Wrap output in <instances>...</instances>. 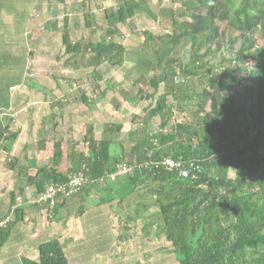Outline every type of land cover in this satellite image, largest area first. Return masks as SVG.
Segmentation results:
<instances>
[{"label":"trees","instance_id":"obj_1","mask_svg":"<svg viewBox=\"0 0 264 264\" xmlns=\"http://www.w3.org/2000/svg\"><path fill=\"white\" fill-rule=\"evenodd\" d=\"M8 1L0 0V9ZM96 1L110 4L101 22L92 16L91 0L79 6L85 38L72 42L68 24L60 35L61 50L68 55L64 66L98 74L87 79L90 97L78 92L79 113L89 115L88 108L102 101L115 104L116 110L152 97L154 103L132 115L126 133L122 123H109L98 136L87 123L79 128L80 140L71 132L66 141L55 121L61 116L59 104L50 115L57 136L53 169L44 167L36 174L37 189H44L37 196L49 184H65L79 172L94 182L81 190L109 188L108 176L126 165L133 170L120 178L127 188L154 198L180 264H264V0H173L178 6L162 14L169 18L166 27L159 23L161 1ZM141 15L159 29L138 32L141 44L133 53L138 61L128 85L107 74L120 65L126 35L135 33ZM99 81L106 89L96 93ZM140 85L149 91L139 89L134 97ZM43 136L38 149H45ZM164 159L197 170L183 179L160 164ZM63 161L67 168L59 172ZM81 190L61 198L64 206L80 204V215L89 193ZM60 208L51 210L55 214ZM9 234V225L0 229V248ZM38 251L37 262L24 264H68L57 240Z\"/></svg>","mask_w":264,"mask_h":264},{"label":"crops","instance_id":"obj_2","mask_svg":"<svg viewBox=\"0 0 264 264\" xmlns=\"http://www.w3.org/2000/svg\"><path fill=\"white\" fill-rule=\"evenodd\" d=\"M25 1L27 15L21 18L25 21L18 19L15 23H28L29 14L33 15L35 22L30 23L28 34L26 28L23 34L27 36L24 49L29 44L35 53L25 52L22 63L19 49L5 45L16 34H12L8 7L0 9V66H8L0 69V222L10 226L9 237L0 248V264L37 262L39 246L51 240L58 241L68 264H180L154 198L147 191L127 188L120 177L111 178L109 188L81 190L89 191L81 215L80 204L70 201L64 206L61 198L52 206L35 202L38 192L44 191L37 189L36 174L44 167L53 169V143L57 136L52 135V106L57 100L67 101L63 83L69 90L73 80L53 75L54 84L44 86L42 83L49 79L41 77L40 81L36 75L28 74L29 58L60 59V35L66 24L71 34H81L76 41L85 38L88 31L79 7L84 0ZM20 41L16 43H25ZM25 73L36 83L34 88L22 87L20 78L27 76ZM10 78L19 82L4 86L11 82ZM84 79L85 76L80 81ZM64 110L59 108L61 114ZM10 133H16L17 139L12 140ZM43 134L45 149H38ZM66 168L63 161L58 170L65 172ZM54 205L62 207L55 214L51 210Z\"/></svg>","mask_w":264,"mask_h":264},{"label":"rangeland","instance_id":"obj_3","mask_svg":"<svg viewBox=\"0 0 264 264\" xmlns=\"http://www.w3.org/2000/svg\"><path fill=\"white\" fill-rule=\"evenodd\" d=\"M21 1H22L21 4L16 3L15 0H9L8 1L7 14L9 15V17H10L9 19L12 23V24H10V27H12L11 28L12 34H16V35L15 36L12 35L9 38L8 42L5 43V45L7 48L14 47L17 49V51L19 49L18 52H20L19 54L22 58L25 55V52L27 53V55H33L35 53L34 49L30 48L31 45H29V44L27 46H25L26 49H24V44L26 45L27 36L24 37V34H23L24 29L26 28V33H27L30 29V23H34L35 21L33 19V15L29 14L28 23H25V22L18 23V24L15 23L18 19L25 18L27 15L25 10L28 9V8H26V7H28V3L26 4L25 0H21ZM156 1H161V3L159 4V7H158V11L161 14L159 17V23H160V25L162 24V26L166 27L169 24L168 23L169 18H167L168 16L164 17L162 14L164 12L170 11V9L178 6V4L173 2V0H152V4L154 5L156 3ZM14 2L16 3V5L14 4ZM109 5H110L109 2H103L102 3L100 1L97 2L96 0H91L90 5H89V9L92 12V16L96 17L98 15L97 19L101 22L103 20V17H102L103 9L108 8ZM21 21H25V20L21 19ZM79 21L81 22V17L79 18ZM152 25L153 24L146 17H144L142 15L140 17H138V20L136 21L137 28H135L136 29L135 33L133 35L126 33L127 35H126V38L124 40V46H125L126 54L123 56H120L117 59V60H119L120 65H117V67L114 70H110L109 74H107V77L111 76L117 82H124L128 85L132 84L129 80L133 79L132 76L135 73L132 72L131 68L136 63V61H138L137 57L133 53L137 52L138 46H139V44H141V39L138 35L139 34L138 32L140 31V29L150 28ZM151 29L158 30L159 27L153 26V27H151ZM123 31H124V29H123ZM84 33L86 34L87 31H84ZM79 35H81V34L79 33L76 35L74 33H72V34L70 33V38L72 39L73 42H76L75 39L78 38ZM28 39L31 40V35H30V38H28ZM18 40H21L20 43H23V40H24L25 43L18 45L16 43ZM44 51L48 52L49 54L51 53V51L46 50V48L44 49ZM58 55H59L60 59L58 58L57 60L56 59L48 60L47 58H45L43 60H38V59L34 60V57H31V58L28 57L30 59V63L27 66V72H28V74L30 73V75L32 74V76L36 75L34 77H37L39 80L41 77L49 79L50 83L49 82H43L42 83L44 86L54 84V81L51 82V80H52L51 77L53 75H59V76L62 75L66 78H71L73 80V82L70 81V85L73 87L69 88V90L67 88L68 86H66L63 83V89L66 92V94H64V96L66 97L67 101L63 102L61 100H57L56 102L53 103V106H52L53 110H55V111L59 107L58 106L59 104H61V106H60L61 108L65 109L63 111L64 113L55 119V121L59 122L58 131H60L62 133V137L64 139L68 140L69 136H71V137L76 136V138L80 140L82 138V136L80 135L81 132H80L79 128L83 127L87 123L93 124L94 129H95V133L98 136L102 134V130H103L104 126L109 124V123H119V122L122 123V125H123L122 131H123V133H126L132 128V124H131L132 115H134V113H143L144 111L149 109V106H151L154 103V97H152V99H150L148 101L139 100L137 102L136 107H133L127 103H123L122 106L120 107V109L116 110L113 108L115 104L113 105V104L108 103L107 101H102L100 103L97 102V104L90 107V109L88 108L89 109V111H88L89 115H86V113H79V108L77 107V103H76V97L78 95V92L80 90H82L83 92H85L90 97L91 92H90L89 87H88L89 82L87 81V79L89 77L90 78L95 77L98 74L94 71V69H91V68H85L84 69V68H81L79 65L77 67L72 66V67L66 68L64 66V62L66 61L68 55H66L62 52L58 53ZM114 61H116V59ZM22 62H23V58L21 59V63ZM82 62H84V61H82ZM4 67H8V66H4ZM4 67H1V68H4ZM104 67L107 68V65L105 64ZM19 69L21 71H23L22 66H20ZM18 76H19V74H18ZM84 76L86 79L80 81V79H82ZM20 80H21L20 83H23L22 87L34 88V84L32 83L33 79L31 76H28V75L24 76V77H22V79L20 78ZM104 80H105V78L103 79V81ZM40 81H38L39 84H40ZM18 82H19L18 80L11 81V82H5V85L12 84V83L17 84ZM105 84H106L105 82L99 81L98 87L95 88L96 93H98L100 90L104 91L106 89ZM139 89L149 91L147 86L140 85L138 88H135V92L133 94L134 97H137L136 93ZM43 92H47V90H44ZM12 94L15 95L16 92H12ZM58 95H61V94L58 92ZM119 99H120V97H119ZM59 101H60V103H59ZM36 105L39 106V103H37ZM81 111H84V110L81 109ZM182 117L183 116L178 115L176 118H177V120H181ZM187 117L190 118L189 115H187ZM69 129H72L70 131V134H69ZM71 132H73V136H72ZM52 135H53V133H52ZM52 138H53V136H52ZM8 139L9 138H7L6 142H8ZM64 149H65V147H64ZM117 167H116V169H117ZM115 178H117V177H115ZM57 201H58V199H56V202Z\"/></svg>","mask_w":264,"mask_h":264},{"label":"built area","instance_id":"obj_4","mask_svg":"<svg viewBox=\"0 0 264 264\" xmlns=\"http://www.w3.org/2000/svg\"><path fill=\"white\" fill-rule=\"evenodd\" d=\"M162 166L166 167L170 171L178 172L179 176L183 179L191 177V175L197 170L196 167H184L181 162H176L172 159H164L161 163ZM85 170V167L83 168ZM132 168L127 167L126 165H118L116 171L109 175L110 178H115L118 176H125L132 172ZM94 183L93 181L88 180L83 172H79L76 175H73L69 178L67 183L55 185L49 184L45 192L36 199V203L42 205L52 206L56 199L59 198H70L71 196L77 194L83 186ZM6 225V222H0V229Z\"/></svg>","mask_w":264,"mask_h":264}]
</instances>
